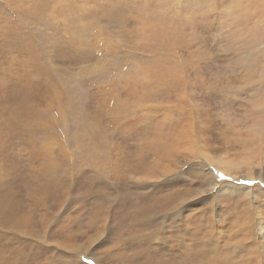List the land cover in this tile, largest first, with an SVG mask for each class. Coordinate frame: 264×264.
<instances>
[{
  "label": "rangeland",
  "instance_id": "obj_1",
  "mask_svg": "<svg viewBox=\"0 0 264 264\" xmlns=\"http://www.w3.org/2000/svg\"><path fill=\"white\" fill-rule=\"evenodd\" d=\"M259 165L264 0H0V264H264Z\"/></svg>",
  "mask_w": 264,
  "mask_h": 264
},
{
  "label": "bare ground",
  "instance_id": "obj_2",
  "mask_svg": "<svg viewBox=\"0 0 264 264\" xmlns=\"http://www.w3.org/2000/svg\"><path fill=\"white\" fill-rule=\"evenodd\" d=\"M226 165V164H225ZM259 168H261V166L259 165ZM261 171V174H259V176H257V179L258 181L260 182V186L261 187H264V169L261 168L260 169ZM239 173V171H236L235 174ZM197 176V175H196ZM194 176V177H196ZM200 176V175H199ZM237 176V175H236ZM248 178H251V177H248ZM212 185H214V180L211 181ZM197 185V184H196ZM228 186L227 185H224L222 186L220 189H226V191L230 192V193H235L234 195L236 194H242L243 193V190H241L240 187H237L236 185H232V186ZM197 189V188H196ZM194 189V190H196ZM166 190V189H165ZM198 190V189H197ZM191 191V190H190ZM210 192L211 189H206L205 192ZM150 192V191H149ZM171 192V191H170ZM174 192V190H173ZM202 192V191H201ZM206 192V193H207ZM151 193V192H150ZM195 193V192H194ZM199 193V192H198ZM131 195L134 196V198L136 197L137 198V194H134V193H130ZM200 194V193H199ZM253 194V192L248 189L245 191L244 195H245V202L243 200H238L237 201V204L239 205H242L243 207L240 208V206H236L235 208V211L237 214H239L240 218L242 219V222L239 224L241 225V230L246 232V237H248L247 235H252L253 232V229H255V227L253 226L252 224V217L250 215V212H252L253 209H251L250 207V197L251 195ZM262 194V193H261ZM264 194V193H263ZM129 196V201H131L132 199V196ZM155 195V194H154ZM183 195L182 193H180L178 190L176 191V193H171L168 195V191L166 192V194L162 195V196H159V197H155V196H148L149 200L147 203H142V204H134V202H132V210L129 211V213L126 215V216H123V217H120L117 219L116 216L114 221H117L119 222L118 224H120L123 228H124V224L125 225H128V226H131V228H133V226H136L137 224H147V222H151L152 218L154 215H161L163 217V220L164 219H167L169 221H175L176 219H178V214H179V205H181L183 203L184 200H182L183 198ZM189 195V194H188ZM198 197V196H197ZM180 199V200H179ZM190 199H192L190 197ZM205 199V198H204ZM134 200V199H133ZM179 200V201H178ZM188 200V199H187ZM182 201V202H180ZM204 201V200H203ZM200 200V202H203ZM206 201V199H205ZM99 202V201H98ZM122 202V201H121ZM186 202V201H185ZM123 203V202H122ZM191 203V202H190ZM197 203V202H196ZM205 203V202H204ZM198 204V203H197ZM123 205V204H122ZM184 205V204H183ZM208 208V207H207ZM234 210V209H233ZM96 213V211H95ZM205 213V212H204ZM115 215V214H114ZM113 215V216H114ZM237 216V215H236ZM125 217V219H124ZM94 218V217H93ZM112 218V217H111ZM254 218V217H253ZM140 219H145L146 222H143L142 220ZM172 219V220H171ZM232 219L233 220H236V221H241L239 218L237 217H233L232 215ZM92 221V220H91ZM98 221V219H97ZM166 222V221H165ZM92 224V223H90ZM160 224V223H159ZM232 224V223H231ZM169 225H167L168 227ZM202 228L201 229V232H200V235L199 237L197 238V240H195V244L194 246H197L200 248L199 250V255L198 256H195L194 252L193 251V246L192 244H190L189 242V245L188 247L186 248V251H191V254H190V257H188V253L186 254L187 257H182V259L180 260V264H202V255L206 252V247L204 246L206 242V238L208 237V234L205 235L202 234V232L205 233V226L204 225H200ZM101 227V226H100ZM184 227V226H183ZM259 229H262V227L258 226ZM161 228V227H160ZM207 228V227H206ZM240 228V227H239ZM162 229V228H161ZM176 229V228H175ZM100 231L102 230H105V228H100L99 229ZM97 232V233H100ZM180 231L182 232L181 229H177L175 230L174 232H178L180 233ZM168 232V231H167ZM173 232V231H171ZM173 234V233H172ZM171 235V233L169 234V236ZM176 235V234H175ZM181 235V234H180ZM187 236H188V240H190V234L187 233ZM145 237V236H144ZM171 237V236H170ZM209 237H210V234H209ZM250 237V236H249ZM142 234L138 235L136 238H134V241L136 242H144L143 239H142ZM186 238V237H185ZM248 239V238H247ZM8 240V239H7ZM13 240V239H12ZM251 240V238L249 239ZM127 240H122L118 243H120V247H124V243H126ZM133 241V240H132ZM192 241V240H191ZM197 241H198V244H197ZM32 242V241H31ZM129 242V241H127ZM241 242V241H240ZM132 243H134V246H135V242H131L130 244H125V245H132ZM64 244V243H63ZM238 244V247H240V252H243V249L244 247L241 246L240 243H237ZM58 245V244H56ZM200 245V246H199ZM56 247V246H55ZM236 248V247H235ZM55 249V248H54ZM72 249H76L75 246H72L70 251H72ZM238 250V249H237ZM247 249H244V251H246ZM198 251V250H197ZM234 252V251H233ZM146 253V252H145ZM196 253V252H195ZM238 253V251H237ZM198 254V253H197ZM169 255V254H168ZM167 255V259L169 257L173 258L174 255H169L168 257ZM254 255V254H253ZM153 256V255H152ZM184 256V255H183ZM192 256H195L194 258H192ZM191 259V261H190ZM141 260V259H140ZM170 261V260H169ZM231 261V260H230ZM246 264H253L254 263V259H252V257L248 260H245ZM140 263V262H138Z\"/></svg>",
  "mask_w": 264,
  "mask_h": 264
}]
</instances>
